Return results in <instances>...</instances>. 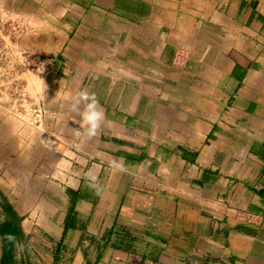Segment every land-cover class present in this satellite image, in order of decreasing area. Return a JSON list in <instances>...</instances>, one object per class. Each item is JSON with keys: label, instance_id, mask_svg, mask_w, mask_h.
Returning <instances> with one entry per match:
<instances>
[{"label": "crops", "instance_id": "obj_1", "mask_svg": "<svg viewBox=\"0 0 264 264\" xmlns=\"http://www.w3.org/2000/svg\"><path fill=\"white\" fill-rule=\"evenodd\" d=\"M1 23L32 71L0 90V264H264V0H0Z\"/></svg>", "mask_w": 264, "mask_h": 264}, {"label": "clouds", "instance_id": "obj_2", "mask_svg": "<svg viewBox=\"0 0 264 264\" xmlns=\"http://www.w3.org/2000/svg\"><path fill=\"white\" fill-rule=\"evenodd\" d=\"M81 105L83 110L81 111ZM71 110L77 112L81 116V128L86 134L88 139L96 137L101 129L102 122L105 120V112L99 105V102L94 93H90L88 90H81L76 93L72 98ZM78 133L80 131H77ZM123 158H114L110 161V167L119 172H126L128 168L121 162ZM85 179L89 183V187L96 191L99 195L102 191V187L98 181L97 175L93 174L91 170L85 175ZM9 242H15L16 238L9 234L5 237Z\"/></svg>", "mask_w": 264, "mask_h": 264}, {"label": "rangeland", "instance_id": "obj_3", "mask_svg": "<svg viewBox=\"0 0 264 264\" xmlns=\"http://www.w3.org/2000/svg\"><path fill=\"white\" fill-rule=\"evenodd\" d=\"M12 24L14 29H20V26H16V23L0 24V90L15 96L20 82L28 78V73L32 70L28 69V72L27 70V73L25 72V76L22 75L23 70L27 69L26 66L28 64L26 63L28 59L25 57V53H19L22 51L18 48L17 32L11 27ZM6 27L8 29L5 31ZM24 67L25 69H23ZM1 95L3 96V94Z\"/></svg>", "mask_w": 264, "mask_h": 264}, {"label": "trees", "instance_id": "obj_4", "mask_svg": "<svg viewBox=\"0 0 264 264\" xmlns=\"http://www.w3.org/2000/svg\"><path fill=\"white\" fill-rule=\"evenodd\" d=\"M1 213H5L7 216L9 213H13L12 210L8 207H3L1 209ZM1 228H0V234L2 237V262H7L8 260H14L13 253H12V247H13V242H9L5 237L9 234L13 235L15 238L18 235V229L13 225L11 226L10 223L8 222V219L3 217V220L1 222ZM7 226V227H6Z\"/></svg>", "mask_w": 264, "mask_h": 264}, {"label": "built area", "instance_id": "obj_5", "mask_svg": "<svg viewBox=\"0 0 264 264\" xmlns=\"http://www.w3.org/2000/svg\"><path fill=\"white\" fill-rule=\"evenodd\" d=\"M22 99H23V97L20 95V96H19V100L21 101ZM25 108L28 109L27 106H25ZM26 109H25V110H26ZM37 112H38V111H37ZM37 112H35V116H38V113H37ZM237 216L239 217V216H240V213H237Z\"/></svg>", "mask_w": 264, "mask_h": 264}]
</instances>
